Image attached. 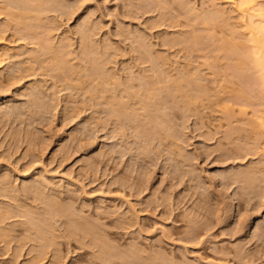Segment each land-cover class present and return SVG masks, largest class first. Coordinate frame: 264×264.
Masks as SVG:
<instances>
[{"label": "rangeland", "instance_id": "374dc122", "mask_svg": "<svg viewBox=\"0 0 264 264\" xmlns=\"http://www.w3.org/2000/svg\"><path fill=\"white\" fill-rule=\"evenodd\" d=\"M49 1L43 0L46 8L59 7L66 15L46 12L34 21L29 39L18 34L17 42L4 43L12 48L9 54L19 52L23 59L0 65L5 84L0 106L20 107L14 113L0 109V207L11 211L0 228L13 230L7 245L0 229V264L26 262L36 254H29L34 245L57 249L63 264H105L102 257L110 264H264V137L258 140L251 128L264 117V85L257 69L243 72L234 57L225 56L228 47L241 48L244 41L234 5L224 0ZM219 7L230 15L231 20L225 17L230 25L221 19V26H205L203 16L215 15ZM5 19L0 16V25ZM83 27L89 35L81 42ZM36 34L45 44L62 42L74 52L57 53L74 81L37 65L36 76L10 80L38 47L30 43L38 42ZM93 62L100 69L98 81L115 78L130 89L127 115L136 121L123 129L100 105L107 94L94 91L93 99V87L84 83ZM54 65L48 60L43 66ZM75 71L86 78L78 79ZM177 81L199 101L176 98ZM32 85L44 91L37 98ZM123 88L113 99L123 100ZM155 96L163 98V107L156 108ZM150 119L171 127L175 144L151 131ZM45 178L53 185H45ZM28 185L42 193L28 192ZM71 213L89 223L108 252L70 231L76 225ZM37 233L44 239L39 241Z\"/></svg>", "mask_w": 264, "mask_h": 264}, {"label": "bare ground", "instance_id": "6f19581e", "mask_svg": "<svg viewBox=\"0 0 264 264\" xmlns=\"http://www.w3.org/2000/svg\"><path fill=\"white\" fill-rule=\"evenodd\" d=\"M3 1H2L3 3L1 2L2 5L0 7V10H1L0 11V16L1 15L6 16L7 20L5 19L6 20V24H1L0 25V65L4 61L5 62L7 60L9 61V59H11L13 57L17 58V56H18V58L19 57L21 58V55H22V54L20 55L19 52H16V53H13V54H9V52L12 50V48H9L8 46L5 47V45H4L5 42H8V44L9 43L12 44V42H17L16 36L18 34L21 35V37L19 39H24V40L29 39V33L32 32V30L37 27L35 24H33L34 21H37L38 19H41L42 16L46 12H52V13L56 12L57 13V11H58L59 15L60 14L66 15V13H64L65 11H63L59 7L58 8H50L49 7L50 8L49 9L48 6L46 5L47 6V8H46L44 6L45 5L44 3L46 2L47 4H49L47 2L49 0H45V2H43V0H33L35 2L29 0L28 1L29 3L27 2V0H3ZM224 1H226L228 3H232L234 5V7L236 8L237 12H238V16H239V17L237 16L238 20H240V22L244 26V27H242V28H244V30L242 29L243 32H241V33H243V36H244L243 40L245 41V38L249 37L245 42L244 41L242 42L239 39V41L242 44L241 48H237L235 45L228 47V53L225 54V56H226V58L234 57L233 58L234 61L237 62V66H238L237 68L241 69V71H243V72L245 70H250L252 68L257 69L258 75H259L258 77H259V79H261V82L264 85V4L263 5H259L257 3V0H224ZM57 2H55V3H57ZM57 4H59V2ZM214 5H215V3H214ZM217 7H218V5H217ZM223 9L220 8V7H219V9H215L214 10L215 11V15H214V12L212 11L213 10L212 9L211 12H213V13H211V14L209 13L208 14V15H210L209 17H208V15H204L203 17H204L205 26L208 25V23H214L215 25L219 23L218 25H220L223 22V20H224V22H225V20L227 21V19H225V17H227L229 19L230 15L228 17V15H226V13H225V10H223ZM236 10H235V12H236ZM62 11H63V13H62ZM237 12H236V15H237ZM216 13H217V16H218V14H220L221 15L220 17H222V18L217 17ZM227 14H228V12H227ZM62 15H61V17H62ZM213 17H214V19H213ZM221 19H223L222 22L220 21ZM229 20H231V18ZM224 22H223V24H225ZM241 23H240V25H241ZM226 25H228V24L226 23ZM229 25H230V23H229ZM240 25H238V26H240ZM233 31H232V34L234 33L233 35H235L236 34L235 33L236 29L233 28ZM244 31L248 33L247 37H245V35L247 33L245 34ZM80 33H81V42H82V40L85 39L89 35V32L87 31L86 28L83 27V30L80 31ZM35 38L38 40V42H30V43H32L35 46L37 45L38 47L37 48L33 47L34 49L32 50V52L28 53L29 55H28V57H26L27 59L25 60L26 61V65L25 66H22L23 64H25V61H22V63L21 62L19 63V64H22V65H20L19 67L17 66L18 67V68L16 67L17 70L14 69L16 71L13 70L14 72H13V75L10 78V80L17 81V80H22L25 77L28 78V77L36 76L37 75L36 73L39 70V69H36V67H35V65H37V66H40V67H43V68L49 70L50 72H53V71L57 70L58 72H60V75L62 73H66V75H63L64 81H71V82L74 81L72 79V77L67 74L69 69L66 66L64 60L62 58H60V57H57L58 56V54H57L58 52H61L63 54L65 52H67L69 55L70 54L73 55L74 52L73 51L72 52L70 51L71 53L68 52L66 50L67 49V45L63 44L62 42H61V44L59 46L57 44H55L57 46L54 47V43H53V45L50 42L45 44L44 42L39 40V37H38L37 34L35 35ZM70 46H72V44ZM221 50L222 49H220L219 50L220 52L219 51L218 52L221 53L222 52ZM48 53L52 54L53 56H51L50 58H43V56H46ZM67 53H66V55L65 54L64 55L68 56ZM25 54H24V57L27 56L26 52H25ZM6 56H7V58H5ZM21 59H23V58H21ZM48 60H54L55 61V65H54L55 69H53V67L49 68V66H47V67L43 66L46 62H48ZM154 62L155 61L152 62L153 65L157 66V64H155ZM17 63L15 62L16 65H17ZM156 66H155V68H157ZM165 70L167 71V69H165ZM22 71L24 73H27V75H24L23 73L20 74V72H22ZM90 71H91V73H90ZM90 71H86L87 78L89 77L88 78L89 81H86L84 83L88 84V86L90 84L91 87H93L92 88L93 92L97 91V92H103V93L107 94L106 95V99H105L106 101L100 104V105H103V106L104 105L107 106V109H105L104 112H106L107 114L108 113L113 114V116L115 118V121L117 123V126H119L121 129H123L126 126V123H130V120L136 121V117L134 119H131V118L129 119V116L127 115L128 111L130 109V100H129L128 97L132 95L128 91V90H130V89H128L129 87L126 86V84L124 82H121L119 79H115V78H114V80L111 79L110 81L108 79L105 81L102 78L103 82L98 81V80H101L100 72H99L100 69H99L98 65L95 62H93V65H92V68H91ZM15 72L17 74L19 73V75L16 76ZM73 75L75 77H78V79H84V77L86 78V75L84 73H82V72L75 71ZM162 75H163V72L161 71V76ZM7 78L8 77L6 76V79ZM6 79H5V83H7L9 81V79H8L7 82H6ZM180 81H177L178 83H176V84H180L181 87L177 90V92L173 91V95H177L178 94L176 96V98L179 96L187 104L198 102L199 98L193 99L191 97V95H190L191 92H192L191 91L192 88L190 89L191 92H189L187 89H185V87L183 85L184 84L183 81L181 83H179ZM0 85H5L3 80L2 81L0 80ZM82 85H83V82L79 84L80 87ZM121 87H124L122 89V92H124L126 94V96L123 97V100H121L122 97H119L118 95H116L115 99H113L112 95L114 94V91L117 88H121ZM199 88H201V87H199ZM30 90H31V94L34 96V98H37L39 94L44 92L42 90V86H40V85H32L30 87ZM95 92H94V94H92V98L93 99H96ZM193 93H195V92L193 91ZM200 94H202V93H198V95H200ZM198 95L196 94V97H199ZM156 97L157 96L152 97V101H153V99H155L154 101L156 102V108H158V106L163 107L162 103H161L163 98L162 99L161 98L158 99ZM173 98H174V96H173ZM138 99H141V97L139 95H138ZM0 107H1L0 109H2L5 113H14V112L20 110V107H18V106H10V105H8V103L2 104V106H0ZM142 109L145 110L146 109V105L142 106ZM158 119H160V118H158ZM158 119H155V120H157L155 123H153L154 119H150L151 120V127H150L151 131L155 130L154 132H156L158 130L157 133L158 134L160 133V135L163 134L164 139L170 140L172 143L175 144V141H174L175 139L173 140L174 137H172L174 135L171 134V132H170L171 131V127H168L170 129V131H168L169 129H165L164 123L159 122ZM252 121L253 120H251V122ZM251 125H252L251 128L255 129L254 130L255 131V137H257L258 140L259 139H263V137H264V117H262L260 121H257L255 124L252 123ZM140 133H141V131H139V129L136 128V134L139 135ZM158 137H159V135H158ZM161 137H162V135L160 136V138ZM145 145H146V143H145ZM165 146H167V145L165 144ZM176 147H177V149L179 151L181 150L178 145H176ZM238 177H239V175H238ZM45 182H46V178H45ZM48 182L49 181H47L46 182L47 184H45V185L48 186L50 184ZM39 183H41V182H39ZM50 185H53V184H50ZM41 187H42V185H41ZM38 189H39V187L37 185H35V186L31 185L29 187H26V190L27 191L29 190L28 192H31L30 190H33L35 192H39L40 193L41 190L39 191ZM249 189L252 190L253 188L251 189L249 187ZM41 193H42V191H41ZM57 209L68 214V211H66L61 206H57ZM50 210L51 209H49V212H51ZM10 212L11 211H10L9 208H6L5 206L4 207H2V206L0 207V223L3 222L6 219L5 216L9 215ZM71 216L73 217V222L75 221L76 225L73 228H71L70 231L72 230V232H74L75 235L77 237H79V238H82V239L88 238L89 239V244H92L94 247H99L101 253L108 252L107 243L101 244V247H100V245H99L100 237L97 234L93 233L92 227L89 226V223L88 224L86 223V220L78 217L77 214H74V213ZM47 221H50V220L48 219ZM21 222L22 221L19 222L20 227L22 228V226H23L25 230L26 229L29 230L28 227H26V224L23 222L25 224V226H24ZM2 224L3 223H1V225ZM49 224L51 226V223H49ZM64 224L66 226H68L67 222H64ZM46 228H49V226L46 227ZM50 228H52V227H50ZM50 228H49V230H50ZM1 230L3 231V233H1V235L4 238L3 239L4 242L7 245L10 244L11 243L10 242L11 241V236H12L11 233L13 231L12 228L11 227H9V228L6 227V228H2ZM27 230H26V232H27ZM52 230L54 231L55 229L53 228V229H51V231ZM44 231L45 230H43V232ZM41 233H39V234L37 233V237H38L39 241H40V239H42V240L44 239V237H43V235ZM56 244L58 245V243H56ZM50 247L51 246H49V248ZM39 248L40 249L38 250V247L34 245L31 248V250L29 251V254L31 255L34 252L36 254H32V256H30L26 260V262H24L22 264H63V262L61 260V257L56 253L57 249H54V252H53V251L48 250L49 248H47V247L45 249L43 247H39ZM48 254H50L49 257H48ZM101 259L105 262V264L109 263L110 260H111L110 258L108 259L106 257H102Z\"/></svg>", "mask_w": 264, "mask_h": 264}]
</instances>
